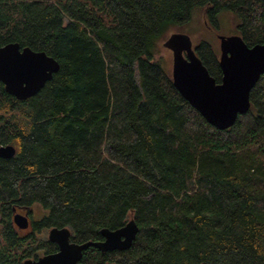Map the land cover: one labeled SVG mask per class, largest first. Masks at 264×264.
<instances>
[{
    "label": "trees",
    "instance_id": "obj_1",
    "mask_svg": "<svg viewBox=\"0 0 264 264\" xmlns=\"http://www.w3.org/2000/svg\"><path fill=\"white\" fill-rule=\"evenodd\" d=\"M196 10L214 33L229 13L246 44L264 42V0H0V45L59 63L25 99L0 81V144L15 148L0 157V264L54 249L43 235L52 226L81 242L131 217L128 248L88 246L81 263L264 264V72L248 109L219 129L156 55ZM193 48L220 81L218 47L200 38ZM34 205L20 236L13 207Z\"/></svg>",
    "mask_w": 264,
    "mask_h": 264
},
{
    "label": "water",
    "instance_id": "obj_2",
    "mask_svg": "<svg viewBox=\"0 0 264 264\" xmlns=\"http://www.w3.org/2000/svg\"><path fill=\"white\" fill-rule=\"evenodd\" d=\"M217 35L221 69L218 82L195 53L186 33H172L164 44L173 56L170 69L173 85L207 122L224 129L234 123L238 113L249 107L250 89L264 72V42L248 45L238 33ZM58 67V61L44 50L21 47L16 41L0 45V81L5 91L17 99L37 93ZM14 152L12 144H0V157H10ZM13 221L21 228L27 227L26 212H15ZM99 231L100 239L76 242L70 240L67 226H52L48 228L47 239L56 243L57 250L36 259L25 258L22 264H82V251L88 246L101 251L128 248L137 224L131 217L118 227H101Z\"/></svg>",
    "mask_w": 264,
    "mask_h": 264
},
{
    "label": "rangeland",
    "instance_id": "obj_3",
    "mask_svg": "<svg viewBox=\"0 0 264 264\" xmlns=\"http://www.w3.org/2000/svg\"><path fill=\"white\" fill-rule=\"evenodd\" d=\"M220 19L221 31L219 33L226 35L233 33L234 30L231 26H234L235 18L231 14L225 13L221 15ZM176 32L186 33L190 37L192 45H194L195 41L200 38H207L214 44L215 47H218L219 39L217 33H214L213 31L205 28L202 12L200 10H196L193 12L191 20L187 24L181 27H170L167 32L157 41L156 55L162 57V61L164 62L165 67H167L168 69H171L173 56L171 50L164 44V42L170 36V34ZM31 208L33 216L32 219L37 218V216H39L40 214V208L37 205H34ZM47 231L48 229L44 231L43 235L47 236Z\"/></svg>",
    "mask_w": 264,
    "mask_h": 264
},
{
    "label": "flooded vegetation",
    "instance_id": "obj_4",
    "mask_svg": "<svg viewBox=\"0 0 264 264\" xmlns=\"http://www.w3.org/2000/svg\"><path fill=\"white\" fill-rule=\"evenodd\" d=\"M15 212H19V213H25V212H26V214H27V217H28V225H27V227H25V228H21V227H19L18 225H16V224L14 223V221H13V215H12V224H13V226H14L15 232H16L18 235H20V236H24V235H26L27 232H29V231L31 230V223H32V217H33V216H32V209H31L30 211H28V210H25L24 208H14V209H13V214H14ZM46 239H47V236H46ZM47 240H48V239H47ZM70 240H71V239H70ZM49 241H50V240H49ZM71 241H72V240H71ZM50 242H52V243L55 244V248H54V249H52V250H50V251H47V252H44L42 249H39V251L37 252V255H36V256L31 255V256H28V257L33 258V259H36L38 256H40V255H42V254L55 252V251L57 250V245H56V243L53 242V241H50ZM28 257H24V258L21 260V264H22L23 260H24L25 258H28Z\"/></svg>",
    "mask_w": 264,
    "mask_h": 264
}]
</instances>
